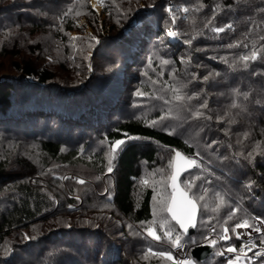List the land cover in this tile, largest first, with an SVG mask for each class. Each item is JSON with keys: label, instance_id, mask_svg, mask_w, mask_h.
Returning <instances> with one entry per match:
<instances>
[{"label": "trees", "instance_id": "16d2710c", "mask_svg": "<svg viewBox=\"0 0 264 264\" xmlns=\"http://www.w3.org/2000/svg\"><path fill=\"white\" fill-rule=\"evenodd\" d=\"M173 1L171 7L178 17L173 30L180 33L178 38L167 35L173 25L165 5H157L156 1L148 11L164 6L163 11L159 12L160 22L146 24L143 36L136 35L137 29L131 30V24H125L117 40L106 37L97 46L98 49L106 45L114 52L122 43L128 47L124 54L126 65L138 66L140 73L135 82L141 91L167 98L169 93L161 92V86L166 81H179L185 85V93H200L198 98L186 101L185 107L179 111V119L165 121L169 128L176 129L173 135H169L162 126H148L147 121L158 118L162 114L161 110L168 107L160 99H141L134 95V91L126 105L123 108L119 106L122 99L118 95L123 83L120 75L111 74V70L101 78L86 77L82 86L79 85L81 81L54 82L57 76L48 67L24 59L13 62L18 77L0 76V130L37 136L35 140L39 149L56 165H61V172L82 164L93 175L104 176L107 173V161L112 158L110 144L116 140H126L114 154L111 172L114 188L111 195L102 194L104 197L101 198L99 190L94 191L82 196L77 208L68 207L62 211L68 216L72 212L78 213L81 219L78 218L77 226H55L54 221L62 212L59 205L56 206L55 195L46 190L39 179H33L38 176H34V173L29 177L34 170L31 163L17 158L11 164L9 158H0L1 240L10 233L20 234L23 229H30L38 221L47 224L44 235L31 234L30 237L34 239L23 240L24 248H20L22 256L25 252L29 255L36 253L39 239L53 242L58 234H64L66 238L60 242L66 244L69 243L67 237L78 241L83 236V244L77 242L78 257L81 258L79 264H139L125 255L116 256L121 249L112 245L119 242L118 234L115 233L125 227L117 228L111 219L109 221L105 216L101 217L96 203L102 199L128 222L136 223L137 226L141 222H151L155 219L153 189L159 191L167 183L166 180L163 186H157L156 180L160 177L158 170L172 159V150L176 149L188 156L200 153L201 168L184 173L181 180L192 175L200 176L202 179L196 181L193 191L201 193L207 189L205 202L208 208H199L194 233L182 236L188 260L196 264H225L227 258L216 253L221 251V247H239L241 244L231 231L233 225L244 218H249L250 223L255 221L254 217L264 220V53H261V59L250 62L246 69L239 64L231 68L220 59L224 57L229 63H234L248 51L245 44L251 46L255 43L257 47L264 45V40L260 39L264 37V0ZM184 7L189 9L187 13L181 11ZM209 20L212 21L211 26L205 28ZM228 24L232 28L225 32L217 34L211 30ZM67 28L71 29V26ZM146 32L158 35L150 49L146 46L149 41ZM192 37L196 38L191 45L183 42ZM138 43L139 46L133 50ZM237 43L239 47H228ZM163 60L169 63H161ZM170 73H175V78ZM210 73L219 75H212L204 82L202 78ZM193 74L196 79H193ZM26 75L31 76L32 80H27ZM85 81L87 84L84 86ZM233 89L249 93L248 99L234 97ZM234 99L243 108H233ZM205 100L208 108L202 111L205 117L210 116L211 119L192 118L191 113ZM118 109L119 112H116ZM116 115L118 118H115ZM125 134L138 139L127 140ZM212 141L216 143L212 144ZM249 152L253 156L246 159ZM13 166H18L22 171H13ZM50 172L45 173L47 175ZM68 179L64 182L72 188L88 184L86 181L80 184ZM138 180H147L148 184L137 186ZM57 181L61 183L60 178ZM167 191L170 192L169 189ZM217 192L225 197V204L213 212L212 209L218 203L215 196ZM70 200L73 201V198ZM233 208L239 211L227 223L232 239L218 241L204 261L192 257L191 249L206 242L210 225L204 221L211 219V225L217 229L216 234H222L225 220ZM170 223L175 225L174 221ZM175 229L179 231L177 225ZM140 237L144 246L140 245L144 250L147 245L155 250L171 251L168 246L174 248L167 239L168 246L163 247L149 237ZM260 239L258 234L256 240L260 242ZM16 243V239L10 240L14 248L18 247ZM48 249L45 248L38 255L41 264H49L54 257L50 252L52 250ZM68 256L63 257L66 259ZM158 264H162L160 260Z\"/></svg>", "mask_w": 264, "mask_h": 264}, {"label": "rangeland", "instance_id": "374dc122", "mask_svg": "<svg viewBox=\"0 0 264 264\" xmlns=\"http://www.w3.org/2000/svg\"><path fill=\"white\" fill-rule=\"evenodd\" d=\"M96 1L99 4L98 8L92 7L91 0H0V76L18 77V71L14 68L13 62H20L24 59L36 62L42 67H48L57 76L54 82L60 80L65 82L81 81L79 85L82 86L86 77H89V79H94V77L101 78L100 76H104L107 71L111 70V74L120 75L123 83L120 88L121 93L118 95L122 99L119 106L123 108L129 101L131 93L139 89L135 82L140 73L138 66L128 67L126 65V56L124 54L128 47L124 43L119 45L117 52L110 50V47L106 45H101L98 49L97 46L106 37L117 40L120 36V30L121 32L124 30L125 24H131V30L134 29L136 31L137 29L136 35L139 37L143 36L146 24L160 22L159 12L163 11L162 7L164 8V6L152 12L151 10L148 11V9L158 1L156 2L157 5L159 3L160 5H165L166 10L174 1L103 0L102 4L98 0ZM167 2L169 5H167ZM70 8L73 10L72 13L64 16V13ZM77 12L80 14L76 15ZM143 13L146 14L142 15ZM68 20H72V22H68ZM67 26H71V29H68ZM130 32L128 35H130ZM145 36L149 38L146 46L150 49L153 45L152 41L158 35L153 32H146ZM92 37H95V40ZM139 40H136V42ZM104 42L106 41L104 40ZM139 44L135 45L133 50H136ZM25 78L29 81L32 80V77L28 75ZM86 81L84 86L87 84ZM79 85L77 87H80ZM36 94L39 95L38 93ZM89 102L92 103V101ZM116 112H119V109ZM115 118H118L117 115ZM33 137L34 135L29 137L24 136L20 132H4L0 130V158H9L11 164L17 158L31 163L34 170L29 177L35 173L34 176L38 177L33 179H39L42 182V186L55 195L56 206L59 205L60 212L65 211L70 206L77 208L82 196L94 193V191L98 192L99 190L98 194H100L101 198L104 197L102 194L108 193L111 195L114 188L111 173L107 172L104 176L93 175V172L82 164H78L75 167H67L68 169L61 172V165H56L55 161L46 157L45 153L38 147V143L35 140L37 136ZM41 137L44 138L43 136ZM167 165L168 163L163 164L161 167V169L166 170V174L163 177L164 181L167 180L166 176L170 175ZM13 168V171L17 173L22 171L18 166H13ZM49 170L51 172L46 175L45 172ZM64 177H68V180L73 179L76 182L78 179L84 180L88 184L83 187L72 188L71 185L68 186L64 182ZM59 178L61 183L57 181ZM161 180L162 175L160 174V177L156 180L158 187L163 186L160 183ZM141 183L142 181L140 182V180L136 182L137 186H140ZM70 198H73V201ZM96 205H98V213H101V217L105 216L109 221L111 219V223L117 228L125 227L123 230L118 229L119 231L115 233L118 234L119 242L112 243V245L121 249L116 256L125 255L126 258L138 261L139 264H158L159 260L162 264H177L178 261L172 251L173 248L168 246L165 241L167 238H164L162 242H156L149 237L156 244H162L163 247L168 246L172 249L168 252H171L175 258L174 260H169L167 257L152 256L151 254L144 258L147 248L152 246L147 245L145 250L141 247L144 244L140 235L137 234V224L128 222L113 206L104 203L102 199H99ZM78 218L79 220L81 219L78 213L72 212L68 216L62 212L57 216L54 224L56 227L69 224L77 226ZM83 218L86 220L85 217ZM128 225H132L133 228L129 229ZM46 227L45 221H38L32 224L30 229L27 228L23 229L22 232L20 231V234L10 233L2 240L0 238V264L13 262L15 264H41L40 259L38 260V255L44 252L45 248L52 250L50 252L54 255L53 258L51 257L49 264H79L81 258L78 257L77 242L83 244V236L78 241L70 240L67 237L68 244L60 242L61 239L66 238L64 234H58L59 236L53 242L39 239L38 247H36L37 254L29 255L25 252L23 256L21 255L20 248H24V245H22L23 240H29L25 239V234L29 237L31 234L44 235L47 231ZM248 230L254 231L253 228H248ZM157 231L159 233L158 229ZM143 236L147 237L146 234ZM11 239L17 240L16 245L18 244V247L14 248L10 244ZM204 243H208V240ZM66 255L69 256L64 259L65 257L63 256ZM225 256L228 258L227 255ZM228 259H226L225 264H227ZM63 261L67 263H63ZM188 261L190 264H196L193 260ZM236 264L249 263L240 259Z\"/></svg>", "mask_w": 264, "mask_h": 264}, {"label": "snow or ice", "instance_id": "6c2138e0", "mask_svg": "<svg viewBox=\"0 0 264 264\" xmlns=\"http://www.w3.org/2000/svg\"><path fill=\"white\" fill-rule=\"evenodd\" d=\"M99 3L102 4L103 0H98ZM92 7H96V4H93ZM72 9H68L64 13V16H68L70 13H72ZM166 11L169 13L171 23L173 25V28L168 29L167 35L173 38H178L180 33L174 29V26L177 22V16L174 14V10L171 6L167 7ZM184 13H187L189 9L187 7H184L181 9ZM264 11V9H262ZM215 12V10H214ZM80 13H76V15H79ZM215 17L213 16V19ZM212 21L209 20L204 27L209 28L211 26ZM232 28L231 24L225 25L224 27H213L211 30L217 34L225 32L226 30H229ZM196 37H192L190 39H185L183 42L187 45H191L193 43V40ZM75 39V37H73ZM93 40H95V37H92ZM261 40H264V37L260 38ZM98 43V41H97ZM240 44L237 43L236 45H229L228 47H239ZM244 47L248 49V51L245 52V54L239 56L237 58V61L234 63H229L227 58L221 57L220 59L223 60L224 63L229 64V67L236 68L237 64L242 66L243 68H247L249 66L250 62H256L258 59H261V53H264V45H261L260 47H257L255 43H253L251 46L248 44H245ZM183 62V58H182ZM190 62V58H189ZM161 63L167 65L169 61L163 60ZM91 70V69H90ZM215 75L218 76L219 73H210L208 76H204L202 79L204 82L209 80V77ZM170 76L172 78H175V73H170ZM197 77L195 74H193V79H196ZM153 83H156L153 81ZM185 85L183 83H180L177 81L176 83H169L164 82V84L161 86L160 91L161 92H168L169 95L166 98L164 95H156L151 92H144L140 89H137L134 93L135 96L141 98V99H160L163 101L164 105H167L168 107L163 108L162 114L156 118L151 119L147 121L148 126L151 127H157L162 126L166 131H168L169 135H173L176 132L175 128H169L165 121L169 119H179V111L180 109L185 107L186 101H190L194 98H198L200 93H193L191 95L184 92ZM233 95L234 97H243L244 100L248 99L249 93L247 92H241L239 89H233ZM233 108H243L241 104H238L236 100H233L232 103ZM208 108V103L205 100L203 103L200 104L199 108L196 109L191 113L192 118L200 119V118H207L211 119L210 116L205 117V112L202 111L203 109ZM247 136V134H245ZM127 140H133L138 139V137H132L125 134ZM126 143L125 139L116 140L115 142L111 143L110 153L112 154V158H110L108 163L107 172L111 173L113 171L112 163L113 159L115 158V153L117 152V149H119L122 145ZM216 141H212V144H215ZM211 146V145H209ZM174 151V156L172 159L168 161V170L170 171V175L166 176L167 183L165 184V181L163 177L166 174L165 169H159V173L162 175V180L160 183L165 184L164 187H162L159 191H157L155 188L153 189L154 195L152 197V200L154 201V208H153V216L155 219H153L151 222L145 223L141 222L140 225L137 226L139 235L146 234L147 237H151L156 242H162L164 238H167V240L171 241V244L174 247L180 248L182 247V236H187L190 228H196L197 227V214L198 209L202 206L204 209L208 208V204L205 202L206 200V193L207 189H203L201 193L194 192L193 189L196 187V181L199 179H202V177L197 175H192L190 178H185L181 180V176L184 172H190L192 168H201V159H200V153L196 152L192 156H183L181 152ZM253 156L252 152L248 153V156L246 159L251 158ZM183 158L186 162L185 166L181 169L176 166V159L177 158ZM203 170V169H201ZM65 179H68V177H64ZM77 183L83 184L85 183L84 180H77ZM142 184L147 185L148 181L143 180ZM251 185H249L250 187ZM167 188H171V191H167ZM216 199L218 201L215 208L212 209L213 212L217 211L222 205L225 204V197L220 193L217 192L215 194ZM71 207V206H70ZM239 211L238 208H233L232 211L228 214L225 224L222 228V234L219 235H213V236H206L205 239L208 240V243L210 246L215 247L218 243V241H228L232 239V236L229 235V228L227 227L228 221L233 220L237 212ZM170 221H174L175 225L179 226V231L177 232L175 229V225H172ZM159 222V223H158ZM157 223L158 227L160 229V232L157 231ZM204 223L211 225V219L204 221ZM129 229H132V225H128ZM247 229V228H253L255 232H257L260 236V243L264 244V220L257 219L253 223L249 222V218H244L240 222H237L232 227V233L235 235V238L237 240H241L242 243L239 247L235 245H229L226 248H223L221 251L217 252V255L224 256L229 253L236 254L234 256L229 257L227 264H236V262L240 261L241 257H244L245 260H251V257L247 256L248 252H253L254 257H260L264 256V253L257 251H254V249L257 248V245L253 242H251V236H249L248 242H243V234L237 232V229ZM211 233H217V229L215 226H212L210 228ZM35 237H29L27 234H25V239H34ZM190 239V237H189ZM195 243V241H193ZM151 254L152 256H160V257H167L169 260H174L175 258L172 256L171 252L168 251H155L152 247L147 248L144 258H147V255ZM179 264H190V262L187 259L180 260Z\"/></svg>", "mask_w": 264, "mask_h": 264}, {"label": "built area", "instance_id": "2783aa9c", "mask_svg": "<svg viewBox=\"0 0 264 264\" xmlns=\"http://www.w3.org/2000/svg\"><path fill=\"white\" fill-rule=\"evenodd\" d=\"M259 219L258 217H255V221ZM213 225H210L209 228H208V233H207V236H213V235H218L216 233H211L210 232V228L212 227ZM237 232L243 234V242H248L249 241V236H251V242L255 243L257 245V248L254 249V251H259L261 253H264V244H261L260 242H258L256 240V236L258 235L257 232L253 231H249L248 228L247 229H244V228H241V229H237ZM240 242L242 243V241L240 240ZM241 245V244H240ZM223 249V247H221V250ZM173 252H174V255L176 256L177 258V264H179L180 260L182 259H187L188 260V255L186 253V244H182V247L180 248H177V247H174L173 248ZM228 257H231V256H234L236 254H233V253H229V254H226ZM225 256V255H224ZM247 256L248 257H251L252 259L250 260V262L254 263V264H264V256H260V257H254L253 256V252H248L247 253ZM226 257V256H225Z\"/></svg>", "mask_w": 264, "mask_h": 264}, {"label": "water", "instance_id": "95a60500", "mask_svg": "<svg viewBox=\"0 0 264 264\" xmlns=\"http://www.w3.org/2000/svg\"><path fill=\"white\" fill-rule=\"evenodd\" d=\"M176 151L181 152L182 157L183 156H188V155L184 154L182 151H180L178 149H176ZM173 156H174V154H173ZM182 157L181 158H177L176 161H175L176 166L178 168H181V169L186 164V162L184 161V159ZM184 173H186V172H184ZM169 190L171 191V188H169ZM198 211H199V209H198ZM197 216H198V214H197ZM194 231H195V228H190L189 232H188V235L193 234ZM211 250H212V246H210L209 243L199 244V245L194 246L191 249V256L194 257L195 259H197L198 261H204L210 255Z\"/></svg>", "mask_w": 264, "mask_h": 264}, {"label": "bare ground", "instance_id": "6f19581e", "mask_svg": "<svg viewBox=\"0 0 264 264\" xmlns=\"http://www.w3.org/2000/svg\"><path fill=\"white\" fill-rule=\"evenodd\" d=\"M91 3H92V5H93V4H96V8H98V7H99V4L97 3V1H96V0H91Z\"/></svg>", "mask_w": 264, "mask_h": 264}]
</instances>
